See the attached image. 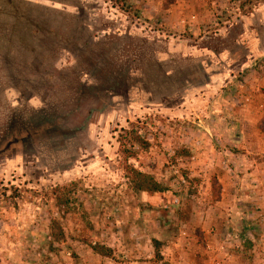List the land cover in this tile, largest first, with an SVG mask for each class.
I'll return each mask as SVG.
<instances>
[{
  "label": "rangeland",
  "instance_id": "rangeland-1",
  "mask_svg": "<svg viewBox=\"0 0 264 264\" xmlns=\"http://www.w3.org/2000/svg\"><path fill=\"white\" fill-rule=\"evenodd\" d=\"M32 1L0 0V264H264V0Z\"/></svg>",
  "mask_w": 264,
  "mask_h": 264
},
{
  "label": "crops",
  "instance_id": "crops-1",
  "mask_svg": "<svg viewBox=\"0 0 264 264\" xmlns=\"http://www.w3.org/2000/svg\"><path fill=\"white\" fill-rule=\"evenodd\" d=\"M16 1H21V2H33L32 0H16ZM177 0L174 1L176 3ZM217 61L215 63H210L209 66L206 69V74L209 75V83L206 84L203 88L205 90H209L210 92H215L220 89L222 86L221 82H225L228 79H232V74L233 69L237 68L238 70H243L247 68L246 66L248 65V60L249 57L244 56L243 59L239 60L237 63L236 62H228L223 59V57H217ZM225 61V62H224ZM233 68V69H232ZM239 72V71H238ZM237 72V73H238ZM264 81V80H262ZM264 88V85L261 86ZM181 101L183 100V97H180ZM262 108V107H261ZM260 119V117L252 120L253 122L257 123V121ZM251 137L254 140H261L260 138L264 139V134L260 133H251Z\"/></svg>",
  "mask_w": 264,
  "mask_h": 264
},
{
  "label": "trees",
  "instance_id": "trees-1",
  "mask_svg": "<svg viewBox=\"0 0 264 264\" xmlns=\"http://www.w3.org/2000/svg\"><path fill=\"white\" fill-rule=\"evenodd\" d=\"M173 4V0L170 2L169 5ZM264 112V109H263ZM258 131L261 134H264V115L258 125ZM128 173L131 175L130 183L131 187L136 193H144L147 195H155V194H162L165 193L166 189L163 188L159 183L155 182L154 179L147 174H144L134 168L128 170ZM62 197L57 199V204L64 206L65 202L61 201ZM52 225H55V221H51ZM94 253L102 256L106 252L105 249L99 246L92 247ZM107 253H110L109 251Z\"/></svg>",
  "mask_w": 264,
  "mask_h": 264
}]
</instances>
